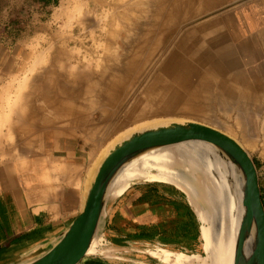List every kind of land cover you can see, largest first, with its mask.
I'll list each match as a JSON object with an SVG mask.
<instances>
[{"label":"rangeland","instance_id":"obj_1","mask_svg":"<svg viewBox=\"0 0 264 264\" xmlns=\"http://www.w3.org/2000/svg\"><path fill=\"white\" fill-rule=\"evenodd\" d=\"M0 42L24 163L81 167L83 190L113 139L183 118L242 144L264 189V0H0Z\"/></svg>","mask_w":264,"mask_h":264},{"label":"crops","instance_id":"obj_2","mask_svg":"<svg viewBox=\"0 0 264 264\" xmlns=\"http://www.w3.org/2000/svg\"><path fill=\"white\" fill-rule=\"evenodd\" d=\"M9 57L8 44L0 42V90L8 87ZM6 122L0 112V264H24L50 248L79 214L82 168L72 174L66 162L63 172L24 163L16 145L8 144L14 133ZM152 183L131 184L108 208L101 232L119 249L117 256L89 255L80 264H167L145 254L154 245L181 253L200 250L201 222L188 196L173 185Z\"/></svg>","mask_w":264,"mask_h":264},{"label":"water","instance_id":"obj_3","mask_svg":"<svg viewBox=\"0 0 264 264\" xmlns=\"http://www.w3.org/2000/svg\"><path fill=\"white\" fill-rule=\"evenodd\" d=\"M145 124L147 125L133 130L114 144L113 139L105 147L83 186L79 214L50 248L24 264H80L87 256L94 255L89 254V250L97 237L99 239L103 236L100 223L102 220L104 225L106 221L110 204L109 191L121 171L132 161L150 152L189 142L211 145L225 161L239 171L243 212L237 229L233 264H264L262 189L257 165L247 149L225 131L195 120L170 118ZM166 184L183 191L173 183Z\"/></svg>","mask_w":264,"mask_h":264},{"label":"bare ground","instance_id":"obj_4","mask_svg":"<svg viewBox=\"0 0 264 264\" xmlns=\"http://www.w3.org/2000/svg\"><path fill=\"white\" fill-rule=\"evenodd\" d=\"M145 181L173 183L189 194L201 222L202 248L207 254L203 258L162 249L152 251L153 256L167 264H233L237 229L243 212L239 192L241 176L214 147L189 142L137 158L113 182L109 203L132 183ZM100 224L102 228V220ZM97 240L98 237L89 254L98 252Z\"/></svg>","mask_w":264,"mask_h":264},{"label":"built area","instance_id":"obj_5","mask_svg":"<svg viewBox=\"0 0 264 264\" xmlns=\"http://www.w3.org/2000/svg\"><path fill=\"white\" fill-rule=\"evenodd\" d=\"M96 249L98 250L97 253H95L94 255L98 254V255H104V256H117V252H119L114 246H111L105 239L104 237H100L97 241V246ZM162 249H166L160 245H154L152 246L150 249L146 250L147 251V255L150 256L151 258L160 261L158 258H156L155 256H153L151 254L152 251L156 252V251H161ZM162 262V261H160Z\"/></svg>","mask_w":264,"mask_h":264},{"label":"trees","instance_id":"obj_6","mask_svg":"<svg viewBox=\"0 0 264 264\" xmlns=\"http://www.w3.org/2000/svg\"><path fill=\"white\" fill-rule=\"evenodd\" d=\"M151 186H159V187H163V188L173 189L172 187H170V186H171L170 184L160 183V182H153V183L151 184ZM262 193H263V197H262V199H263V203H264V189H263V188H262ZM159 234H160L159 232H157V233H151V235H153V236H154V235L157 236V235H159ZM140 235H141V236L144 235L143 230H141Z\"/></svg>","mask_w":264,"mask_h":264}]
</instances>
